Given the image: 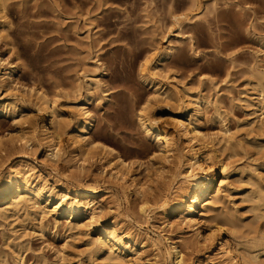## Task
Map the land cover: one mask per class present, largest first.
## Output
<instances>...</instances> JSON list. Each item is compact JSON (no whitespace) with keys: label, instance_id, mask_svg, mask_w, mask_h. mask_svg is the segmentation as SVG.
<instances>
[{"label":"rangeland","instance_id":"rangeland-1","mask_svg":"<svg viewBox=\"0 0 264 264\" xmlns=\"http://www.w3.org/2000/svg\"><path fill=\"white\" fill-rule=\"evenodd\" d=\"M0 3V83L6 79L8 86L13 85L10 87L44 91L56 100L69 132L78 118L74 106L87 101L91 140L97 146L101 143L110 146L115 156L129 163L132 173L148 186L152 201L148 217H142L134 208L135 196L115 184L104 170V162L113 157L105 154V160L99 149L82 164L74 156L76 150H71L69 137L64 135L60 141L64 154L54 163L45 157L43 143H32L6 156L0 162V175L15 171L19 161L33 165L31 180L40 181L45 191L53 194V202L48 206L50 215L43 220L44 230L38 227L40 220L0 218V264H108L101 255L87 249V242L114 226L125 241L136 240L138 249L146 242L144 237L160 240L163 251L168 246L166 238L181 241L176 226H165L160 205L176 195L177 187L183 184L179 173L186 168L173 163L160 173L151 166L158 144L143 130L137 114L144 106V113L156 124L169 126L171 114L180 113L189 100L198 97L202 100L200 113L196 115L198 125L218 142L215 144L213 140L204 150L209 156L212 195L220 186L222 191L214 207L215 214L224 208L231 215L232 223L226 225L222 238L231 243L238 258L258 253L256 243L264 244V218L257 219L248 196L259 190L264 196V130L253 131L248 127L249 121L259 120L261 111L256 110L257 99L249 106L245 98L251 95L256 98L258 92L254 87L261 80L264 83V76L257 74L258 70L264 72V0H3ZM146 55L152 61L148 59V72L151 63L156 62L168 76L161 81V92L166 88L176 91L178 103L153 100L154 86L142 67ZM10 69L11 77H6ZM12 93L19 99L24 97L21 92L7 90L6 84H0V128L5 133L17 132L12 115L4 107ZM27 107L34 110L31 104ZM194 107L193 104L188 107L190 115ZM261 119L262 116L256 124L264 126ZM226 127L231 135L234 132L232 137L240 149L233 151L222 146L224 141L220 139ZM175 142L182 156L186 141L175 133ZM218 161L228 162L227 177H223ZM81 164L83 170L79 168ZM51 186L55 188L53 191ZM77 186L95 191L92 199L104 198L105 209L98 214L95 224L86 228L87 236L71 237L65 231L67 218L60 215L65 209L54 211L53 203L64 199L60 198L62 190ZM72 199L71 193L64 206H69ZM3 202L0 200V205ZM180 214L170 220L177 222ZM213 214L201 224L202 235L208 233V227L224 222L225 218L214 219ZM77 219L84 216L76 214L73 221ZM191 234L188 231L185 236L192 240L185 247L186 264H222L215 256L218 243L210 248L203 239L197 243ZM263 249L258 250L260 260H264ZM155 254L149 244L137 260L128 264H171Z\"/></svg>","mask_w":264,"mask_h":264},{"label":"bare ground","instance_id":"bare-ground-1","mask_svg":"<svg viewBox=\"0 0 264 264\" xmlns=\"http://www.w3.org/2000/svg\"><path fill=\"white\" fill-rule=\"evenodd\" d=\"M148 59L151 61L150 56L146 55L142 67L144 68L143 73L148 75L151 83H153V100L161 103H178L179 98L176 91L166 88L165 91L161 92L163 86L161 81L168 76L165 77V72L159 68L156 62L154 64L151 63L148 72V63H150ZM163 60L164 59L161 58L159 61L162 62ZM12 72V69L8 70L5 74L6 77H11ZM257 74H259V77L262 76V78L264 76V72L262 74L259 70ZM261 81L254 87L258 92L257 97L252 98L251 95V97H246L245 100L249 106H252L254 104L253 101L257 99L259 107L258 109L256 107V110L261 111H258L260 113L258 116L259 120L262 116L261 121L264 123V83H261ZM2 83L6 84L7 90L10 89L15 92H21L24 97L19 99L18 96L15 95L16 93H12L13 96L11 95V100L4 104L6 112H9L13 117L17 132L5 133L0 128V162L13 151L30 147L32 143L35 144L36 142H41L45 145V157L51 159L54 163H57L59 158L64 154L63 152L61 153L60 141L64 135H67L69 137L68 139H70V141H68L71 143V150H76L71 152L77 153L74 156L76 158L78 157V159L81 160V163L83 162L85 164L86 160L92 158L95 152L97 153L98 149L103 158L105 154H107L108 158L113 157V159H109V161L104 162V170L107 171L108 177L115 182V184L121 185L123 189L130 192V195L133 194L135 196V201L133 202V205L135 206L134 208L137 209L138 213L142 217H148V205L152 202L149 196L150 193H148V186H146L144 182L142 183L132 173L131 165L129 163H127L120 156H115L113 154L114 149L110 146L104 145L103 143H101L100 146H97L98 143L92 141L93 139L90 138L89 130L92 126V121L90 115L91 112L86 107L87 101L80 102L74 106L78 118L76 120L75 128L69 132L67 129L68 124L61 114L62 112L60 113L57 110L55 99L52 97L50 98L44 91L41 90H35L33 88L26 89L24 87L19 89L16 85L14 87H10L13 85L8 86L6 79H1L0 84ZM183 91L184 94L190 98L187 91ZM199 99L200 98L198 97L196 100L194 99L195 101L189 100V104L186 105V107L184 106V110L180 113L174 112L171 114V123L169 125L171 128L167 124L162 126L156 124L152 118L144 113V106V109L140 106L141 109L137 114L143 130L148 135H151L158 144L157 151L153 152V162L151 166H154L155 170L160 173L166 171V169H168L169 166H172L173 163H176L180 168H186L185 172L179 173V177H181L183 184L177 187L176 195L173 196L172 199H165L160 205L162 214L166 219L165 226H176L178 233L177 238L181 241L174 242L173 240H170V238H166L168 246L163 251L160 240L153 239L152 237H144V239L146 238V242L138 249L136 240L128 239L125 241V236L117 234L116 226H114L109 230L102 231L101 235L97 239L88 240L87 242L89 247L87 249H90L91 253L94 255H101L107 260L108 264H128L130 261H135L139 258L141 251H143L149 244L154 251H156L155 255L157 258L162 257L165 261H169L171 264H186L185 247H187L188 244H191L192 241L191 238L185 237L188 234V231L192 233L191 235L197 243L200 241L199 239H203L207 245H210V248L214 244L218 243V252L215 256L222 264H264V260H260L258 256V250L263 249L264 247L263 243H256V253L258 252L256 255L251 254L249 256L238 258V254H236V251L234 250L235 248L233 249L230 245L231 243L222 238L226 230L225 227H227L226 225L232 223L229 218L231 215L229 211V214L226 212V209L225 211L223 210V206V209L221 208L222 211L219 210L215 214L216 208L214 207L215 204L219 202L218 199L222 191L220 186L216 190L215 194L212 195L208 177L209 171L207 159H209V156L207 158L208 154H206L204 150L213 142L214 139L203 133L198 125L196 115L200 113L202 107V100ZM28 104L34 106L33 111L27 107ZM190 104L195 106L193 109L194 113L191 115L188 111ZM175 108L177 110L179 106L178 108L177 106ZM75 111L73 112L75 113ZM254 113L256 114V112ZM259 120L252 122L249 121V124L247 123L248 127L253 131L258 130L262 132V130H264L262 123L256 124ZM224 131L223 136L221 135L222 138L218 139H223L224 145L222 146L225 147V149L227 148L228 150L235 151L240 147V144L236 141V139L234 141V137H232L234 136V132L231 135L227 127ZM175 133L184 138L186 141L184 144L185 147H183L184 150L182 156L175 142ZM214 143L217 144L218 142L216 143L214 140ZM211 152H215V150ZM107 156L105 160L107 159ZM75 157V161L79 162V160H76ZM67 159L65 161H67ZM222 161H218V164L223 177H225L229 164H227L228 162H225V164ZM82 164L79 166L81 170L84 169ZM14 169L15 171L10 170L4 175H0V200H4V202L0 205V218H12L14 219L13 221L18 219L21 220V218H23L22 222H24L27 218L32 219L31 221L40 220L38 227H40V230H44L43 220L50 215L48 206L53 202V194L52 192H49L50 190L45 191L44 184L39 183L40 181L35 183L31 180L30 173L35 170V167L27 161H19ZM39 176L41 177L42 175L40 174ZM50 189L53 191L55 188L54 186H51ZM71 193L73 194V202L70 203L69 206L65 207L64 200L67 197L69 198V194ZM252 193H254V190ZM60 194V198L63 199L64 197V199L54 202L53 209L54 211L65 209L60 213V215H65L67 218L65 231L68 232L71 237L84 236L87 234L85 231L86 228L95 224L98 214L104 211V198L99 201L98 199H92L96 196V192L83 189L81 186H77L73 189L71 187H67L65 190H62ZM248 197H250L248 199L252 202L251 209L254 213L256 212L257 219L264 218V196L261 194V191H256V193ZM213 212L214 216H212L214 219L217 217L219 219L220 217L225 218V220L220 223V225L216 224L213 225L214 227L211 226L212 228L208 227V233L202 235L201 229L203 226H201V224L206 223L208 221V215ZM178 213H181L179 215V220L177 222L171 221L170 218L175 217ZM76 214L84 216V219H77L76 221H73ZM24 225L25 224L23 223V227ZM186 229L188 231H186ZM257 232L259 231L257 230ZM216 238L219 239V242H216ZM147 243L149 244L147 245Z\"/></svg>","mask_w":264,"mask_h":264}]
</instances>
